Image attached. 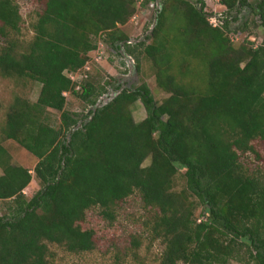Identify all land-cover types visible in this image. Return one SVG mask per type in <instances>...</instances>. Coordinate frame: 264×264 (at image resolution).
I'll list each match as a JSON object with an SVG mask.
<instances>
[{
    "label": "trees",
    "instance_id": "1",
    "mask_svg": "<svg viewBox=\"0 0 264 264\" xmlns=\"http://www.w3.org/2000/svg\"><path fill=\"white\" fill-rule=\"evenodd\" d=\"M36 1L42 10L28 41L18 3L0 0V73L41 86L36 102L16 97L0 127V264H56L53 248L95 252L98 234L83 227L88 213L113 222L135 195L144 228L163 247L159 264H264V171L247 161L264 146V38H232L248 33L246 21L233 28L248 13L264 32V0H219L226 14L217 26L205 0L201 8L153 0L150 44L131 43L119 28L137 0ZM103 36L138 72L151 63L162 102L146 83L110 93L115 80L84 72ZM69 95L91 107L86 116L67 109ZM101 100L111 101L98 109ZM138 102L147 112L140 123ZM4 141L34 157V170L15 165ZM34 180L42 190L29 199ZM141 247L133 238L131 251Z\"/></svg>",
    "mask_w": 264,
    "mask_h": 264
},
{
    "label": "rangeland",
    "instance_id": "2",
    "mask_svg": "<svg viewBox=\"0 0 264 264\" xmlns=\"http://www.w3.org/2000/svg\"><path fill=\"white\" fill-rule=\"evenodd\" d=\"M20 6L21 13L24 17V37L29 41L34 33L32 32V24L37 19V14L42 10L36 0H15ZM137 11L135 16L126 26H119L129 37L131 43L147 42L153 36L152 29L156 24L157 2L153 0H137ZM197 8H201L199 0H187ZM258 0H250L255 4ZM147 2V3H146ZM40 4V2H39ZM205 12L211 17L225 16L226 9L220 4L219 0H205ZM245 14V13H244ZM247 20H241L233 23V28H238L246 21L249 23L248 33L242 36L232 34L234 44H240L249 36L256 44L260 43L264 38V32L255 26L260 25V18L248 13ZM214 18V17H213ZM98 48L89 54V62L84 72L88 76H97L101 83L113 81L108 88L110 93L116 92L117 86L121 85L123 89L136 88L146 83L153 92L155 100L162 102L167 95L162 92L156 84L155 74L151 63L147 60L142 61L141 73L136 69V62L129 63L127 56L122 52V56L114 50L106 41L104 36L98 38ZM2 41L0 40V47ZM133 59V58H132ZM83 72V73H84ZM41 86L39 84L28 82L26 84L17 83L15 80L4 78L0 73V127L5 122L6 114L13 104L16 97H21L32 102H36L39 98ZM67 109L71 112L86 116L91 107L84 103L81 99L67 96ZM133 113L135 120L140 123L147 117V112L141 102H138ZM57 119L61 114L54 113ZM3 145L10 152L13 163L17 166L26 167L34 170L37 161L17 143L13 141H4ZM260 157L249 154L248 162L253 168H261L264 171V146L257 145ZM150 162H147L148 165ZM185 187L183 178L177 179L176 190L180 191ZM42 190V186L37 180H34L30 187L26 190L29 199L33 198ZM147 213L143 209V205L139 195L133 196L118 214L113 222L103 218L100 210L95 209L88 213L87 220L83 224L84 229H94L98 234V247L93 253L82 255H71L60 248H53L55 254L54 260L56 264H159L163 247L160 242L153 243L143 224ZM200 220L201 212L198 213ZM139 238L142 247L136 253L131 251V243L133 238ZM232 264H238L233 262Z\"/></svg>",
    "mask_w": 264,
    "mask_h": 264
},
{
    "label": "water",
    "instance_id": "3",
    "mask_svg": "<svg viewBox=\"0 0 264 264\" xmlns=\"http://www.w3.org/2000/svg\"><path fill=\"white\" fill-rule=\"evenodd\" d=\"M159 7H160V3H158V8H159ZM156 25H157V20H156V24L154 25V27H153V29H152V33H153V31H154ZM124 54L127 56V60L129 61V63H134V60H133L130 56H128L126 53H124ZM122 90H124V89L122 88ZM122 90H121V91H122ZM121 91L117 92V93L115 94V96L112 95L113 98H115L116 96H118V95L121 93ZM111 100H112V99H111ZM111 100H106V102H104V103H103V100H101V101L98 103V105L96 106V108H98V109L101 108L104 104H108L109 101H111ZM81 125H82V124H80L79 127H81Z\"/></svg>",
    "mask_w": 264,
    "mask_h": 264
},
{
    "label": "built area",
    "instance_id": "4",
    "mask_svg": "<svg viewBox=\"0 0 264 264\" xmlns=\"http://www.w3.org/2000/svg\"><path fill=\"white\" fill-rule=\"evenodd\" d=\"M214 17V18H213ZM210 18L211 20V23L214 25V26H217L218 25V19L220 18V16H213ZM88 71L90 70L89 67H87ZM71 78L76 81V79L78 78V76H71ZM80 88V87H79Z\"/></svg>",
    "mask_w": 264,
    "mask_h": 264
}]
</instances>
